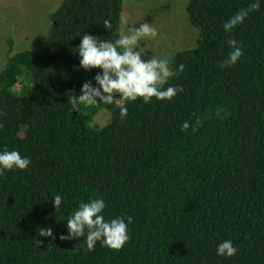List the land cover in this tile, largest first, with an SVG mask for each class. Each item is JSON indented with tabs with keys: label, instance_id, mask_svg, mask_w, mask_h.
<instances>
[{
	"label": "trees",
	"instance_id": "trees-1",
	"mask_svg": "<svg viewBox=\"0 0 264 264\" xmlns=\"http://www.w3.org/2000/svg\"><path fill=\"white\" fill-rule=\"evenodd\" d=\"M252 2L187 1L198 38L173 55L170 68L183 64L184 71L164 87L183 91L170 102L117 97L72 108L98 71L78 67L80 36L119 39L124 0H63L41 51H12L9 38L0 151L15 149L31 165L0 175V264H264V3L231 33L223 30ZM229 39L244 54L221 68ZM104 109L110 122L92 127ZM56 194L65 197L58 211ZM90 198L105 201V219L132 217L122 250L98 242L89 252L83 237L59 238L69 213ZM48 227L53 237L39 236ZM224 239L239 249L228 260L215 254Z\"/></svg>",
	"mask_w": 264,
	"mask_h": 264
},
{
	"label": "clouds",
	"instance_id": "clouds-1",
	"mask_svg": "<svg viewBox=\"0 0 264 264\" xmlns=\"http://www.w3.org/2000/svg\"><path fill=\"white\" fill-rule=\"evenodd\" d=\"M264 0H253L246 8L233 13L224 23L225 33H231L242 25L249 14L258 11ZM109 22L104 21V27H109ZM157 30L150 24H141L138 28H132L127 35H121L114 42L98 40L96 36L84 34L76 48L79 64L78 67L84 71L98 69L90 81L82 83L80 95L73 96L72 108L76 109V103L86 106H94L98 103L111 104L114 98H120L127 102L142 101L149 104L155 98L156 101L170 102L183 91L180 85L167 86L169 79L178 77L184 71V65L179 64L175 70L169 66L167 57L160 58L152 55L148 59H142V53L136 50V46L148 38L155 39ZM230 52L227 58L220 64L221 68L232 67L241 60L243 48L235 39L227 41ZM94 81V83H93ZM120 119L123 120L128 114V107L123 103L118 105ZM200 126L197 118L191 126L195 132ZM2 128V125H0ZM190 128L188 121L181 124V130ZM31 160L26 155L15 149H4L0 151V175L5 172L19 170L21 173L27 171ZM65 197L61 194L52 196L51 201L55 211L60 210ZM107 205L102 198H90L78 202L77 207L72 210L66 220V234H61V240H72L84 238L87 251L92 252L99 242L101 247L110 251H120L129 242V227L132 223L131 216L120 215L105 219L104 211ZM39 236L53 237L50 227L40 228ZM40 243V241L38 242ZM239 249L234 246L231 239L221 240L215 248L217 257L228 260L237 255Z\"/></svg>",
	"mask_w": 264,
	"mask_h": 264
},
{
	"label": "rangeland",
	"instance_id": "rangeland-1",
	"mask_svg": "<svg viewBox=\"0 0 264 264\" xmlns=\"http://www.w3.org/2000/svg\"><path fill=\"white\" fill-rule=\"evenodd\" d=\"M63 0H0V70L5 65L12 39V51L30 49L41 51L50 28V15ZM188 0H124L121 35L132 28L150 24L157 30L155 39L141 41L136 50L142 59L152 55L167 57L169 66L176 51L195 45L197 29L191 24L186 11ZM46 34V36H45ZM111 115L101 110L91 122L99 128L109 123Z\"/></svg>",
	"mask_w": 264,
	"mask_h": 264
}]
</instances>
